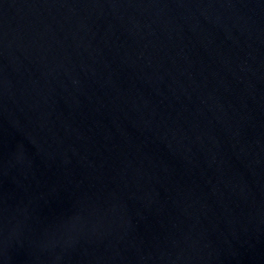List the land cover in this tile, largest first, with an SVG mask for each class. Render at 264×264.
I'll return each mask as SVG.
<instances>
[{"label": "water", "instance_id": "1", "mask_svg": "<svg viewBox=\"0 0 264 264\" xmlns=\"http://www.w3.org/2000/svg\"><path fill=\"white\" fill-rule=\"evenodd\" d=\"M0 264H264V0H0Z\"/></svg>", "mask_w": 264, "mask_h": 264}]
</instances>
